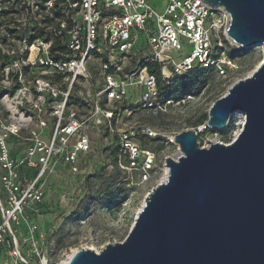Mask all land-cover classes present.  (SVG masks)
Returning <instances> with one entry per match:
<instances>
[{
    "label": "built area",
    "instance_id": "1",
    "mask_svg": "<svg viewBox=\"0 0 264 264\" xmlns=\"http://www.w3.org/2000/svg\"><path fill=\"white\" fill-rule=\"evenodd\" d=\"M229 19L202 0H0V241L20 219L35 227L45 187L64 173L150 180L160 160L141 141L159 134L127 121L191 98L160 101L179 75L236 69ZM175 134L165 144L178 147Z\"/></svg>",
    "mask_w": 264,
    "mask_h": 264
},
{
    "label": "water",
    "instance_id": "2",
    "mask_svg": "<svg viewBox=\"0 0 264 264\" xmlns=\"http://www.w3.org/2000/svg\"><path fill=\"white\" fill-rule=\"evenodd\" d=\"M229 14L227 39L262 47L264 0H202ZM232 142L200 147L193 129L174 135L167 176L145 196L121 241L80 248L64 264H264V57L207 111L205 128L223 131L234 113Z\"/></svg>",
    "mask_w": 264,
    "mask_h": 264
},
{
    "label": "rangeland",
    "instance_id": "3",
    "mask_svg": "<svg viewBox=\"0 0 264 264\" xmlns=\"http://www.w3.org/2000/svg\"><path fill=\"white\" fill-rule=\"evenodd\" d=\"M151 3L161 9L164 0H151ZM262 56L261 47L241 48L235 58L236 69L229 70L225 77L211 73L202 91L187 97L184 103L158 114L141 109L133 112L127 121L130 127L137 130L148 126L162 138L146 144L157 152L160 160L157 172L143 183L130 182L125 174L110 167L85 177L64 173L52 178L45 187L38 213L31 218L35 227L27 226L30 220L20 219L13 226L14 236L7 233L10 244L0 242V264H56L72 249L94 247L100 250L107 243L123 240L145 196L161 182L165 158H176L180 154L176 145L165 144V136L193 129L200 147L211 142H232L242 126V113L232 115L227 133L204 129L206 120L203 118L207 119L211 104L236 80L252 73ZM95 149L98 153L103 146L96 145ZM103 154L105 160L100 163L110 164L108 153Z\"/></svg>",
    "mask_w": 264,
    "mask_h": 264
},
{
    "label": "trees",
    "instance_id": "4",
    "mask_svg": "<svg viewBox=\"0 0 264 264\" xmlns=\"http://www.w3.org/2000/svg\"><path fill=\"white\" fill-rule=\"evenodd\" d=\"M241 48H235L231 49L228 52V56L235 60L236 56H238V53H240ZM213 73V68H194L185 74L179 75L175 77L171 83L166 85L163 88H159L158 96L161 102H164L165 100H181L185 96H195L199 94L202 89L205 87L206 83L208 82V79ZM159 79V78H158ZM202 119V118H201ZM207 120L206 118H203V121ZM202 123V122H201ZM230 129V125H227V128L223 130V133H227ZM162 139L161 136L157 135L155 137H147L142 139L141 143L142 145H145L151 141L160 140ZM164 141V139H163ZM162 141L160 143V147L162 146ZM115 151V148L109 149V153L113 154ZM5 237V240L8 244H10L9 237L7 236V233L3 234ZM0 241V242H2Z\"/></svg>",
    "mask_w": 264,
    "mask_h": 264
},
{
    "label": "bare ground",
    "instance_id": "5",
    "mask_svg": "<svg viewBox=\"0 0 264 264\" xmlns=\"http://www.w3.org/2000/svg\"><path fill=\"white\" fill-rule=\"evenodd\" d=\"M263 57H264V55L262 56V58L259 60L258 63L261 62V60L263 59ZM204 129H207V128L204 127ZM166 176H167V167L164 166L163 173H162V176H161V178H160V181H164V180L166 179ZM87 248H88V247H87ZM88 249L97 250V249H95L94 247H90V248H88ZM74 251H75V249H72L71 252H70L68 255H66V257H65L64 259H62L60 262H58V263H56V264H64V263L66 262V260L68 259V257L70 256V254H71L72 252H74ZM43 264H46V263L44 262Z\"/></svg>",
    "mask_w": 264,
    "mask_h": 264
}]
</instances>
